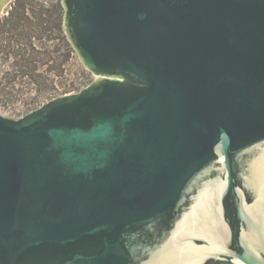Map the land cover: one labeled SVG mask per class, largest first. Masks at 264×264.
Returning <instances> with one entry per match:
<instances>
[{
  "label": "water",
  "instance_id": "1",
  "mask_svg": "<svg viewBox=\"0 0 264 264\" xmlns=\"http://www.w3.org/2000/svg\"><path fill=\"white\" fill-rule=\"evenodd\" d=\"M62 3L95 80L0 115V264H264V0Z\"/></svg>",
  "mask_w": 264,
  "mask_h": 264
},
{
  "label": "rangeland",
  "instance_id": "2",
  "mask_svg": "<svg viewBox=\"0 0 264 264\" xmlns=\"http://www.w3.org/2000/svg\"><path fill=\"white\" fill-rule=\"evenodd\" d=\"M19 2L25 4L26 16L33 23L37 21L35 15L41 6L49 9L54 19L57 16L63 19L65 14L62 0H9L0 12V115L13 120H19L48 101L60 97L50 96L46 93L48 90L62 91L71 86V93H78L95 80V76L83 67L78 55L69 52L55 34L51 40L32 41L36 52L45 55L31 50L25 56L29 63L20 62L22 54H5L4 46L12 42L9 35H19L21 32L15 27L4 28L1 24L13 12L19 13L15 10V4ZM3 30L10 34H2ZM21 44V38L14 39V43L10 44L14 46L11 50H21ZM40 74L42 77H36Z\"/></svg>",
  "mask_w": 264,
  "mask_h": 264
},
{
  "label": "trees",
  "instance_id": "3",
  "mask_svg": "<svg viewBox=\"0 0 264 264\" xmlns=\"http://www.w3.org/2000/svg\"><path fill=\"white\" fill-rule=\"evenodd\" d=\"M18 4L22 5V10L19 11V13L12 15L10 18L5 19L3 23L1 24L2 27L10 28L14 27L15 25L22 26V64L29 63L28 59L25 58L26 55H28V52L32 50L33 53H38L36 50L32 47V41L33 40H51L53 34L57 36V39L60 42H63L68 51L72 54H75V50L72 48L70 42L68 41V38L65 34L64 28H63V19L60 17H56V19L53 18L52 12L49 9L40 7V11L37 12L35 15L37 18L36 22H32L29 17L26 16L27 8L25 4H22L19 2ZM4 35L10 34V32L3 30L1 32ZM11 35V34H10ZM9 35V37H10ZM43 54L45 53H38ZM28 75V73H26ZM36 77H42V75H37ZM55 90V89H54ZM54 90H48L46 93H49L50 96H63L70 94L73 90L71 89V86L68 88H64L62 91H54Z\"/></svg>",
  "mask_w": 264,
  "mask_h": 264
},
{
  "label": "flooded vegetation",
  "instance_id": "4",
  "mask_svg": "<svg viewBox=\"0 0 264 264\" xmlns=\"http://www.w3.org/2000/svg\"><path fill=\"white\" fill-rule=\"evenodd\" d=\"M11 10H13V8L11 7ZM15 10L16 11H20V10H22V5L21 4H18V5H16L15 4ZM14 11V10H13ZM12 11V12H13ZM9 14V13H8ZM12 15H15V12H13L12 14H11V16ZM10 16V17H11ZM15 27V29H19V31L21 32L22 31V26H14ZM13 27V28H14ZM14 30V29H13ZM19 36V37H18ZM19 38H21L22 39V34H19V35H14L13 33L10 35V39H12V42L11 43H9V45H5L4 46V52H6L5 54H12V53H14V54H22V48H21V50H18L17 52H15V51H13V50H11L12 49V47H14V46H12V45H10V44H13L14 43V39H19ZM22 45V44H21ZM12 51V52H11ZM21 63H22V60L20 61ZM217 187H221V186H218V185H214V188H217ZM225 187H226V185H225ZM223 189V188H222ZM226 190V188H224V190H222L221 191V193L223 192V191H225ZM222 194H218V196L217 195H215V197L213 198V205H212V214H213V216L214 217H216V212H218L220 215H222V219H223V222L228 226V224L231 222V224H233L234 222H232V220H230V214H231V212H230V206L228 205V203L227 202H223L222 201V196H221ZM245 198H246V207H247V209H248V211H249V209L250 208H252V205H251V203L253 202V199H252V197L251 196H245ZM231 225H229L228 227H227V229H228V235H229V237H230V235H231ZM195 236V235H194ZM196 237V236H195ZM196 238H199V239H203V238H200V237H196ZM225 248H223V250H218V249H216L217 251H212V250H210L209 249V253L208 254H212V253H221L222 255L225 253V251L228 249V250H230V251H234V252H237V245H236V243L232 240L230 243H226L225 242ZM226 245H227V247H226ZM194 248H197V245H195V247ZM227 248V249H226ZM207 264H245L244 262H241V261H239L238 263H235L231 258L229 259V261L228 262H220V261H211V262H208Z\"/></svg>",
  "mask_w": 264,
  "mask_h": 264
}]
</instances>
